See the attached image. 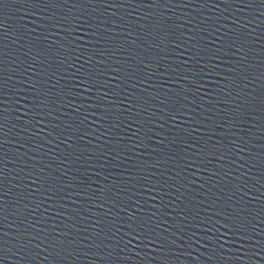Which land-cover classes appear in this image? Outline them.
I'll list each match as a JSON object with an SVG mask.
<instances>
[{
  "label": "water",
  "instance_id": "1",
  "mask_svg": "<svg viewBox=\"0 0 264 264\" xmlns=\"http://www.w3.org/2000/svg\"><path fill=\"white\" fill-rule=\"evenodd\" d=\"M264 208V0H0V230Z\"/></svg>",
  "mask_w": 264,
  "mask_h": 264
}]
</instances>
